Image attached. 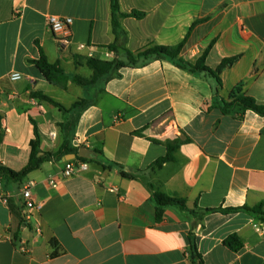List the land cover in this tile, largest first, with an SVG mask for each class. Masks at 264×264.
I'll list each match as a JSON object with an SVG mask.
<instances>
[{"label": "crops", "instance_id": "0c3cea01", "mask_svg": "<svg viewBox=\"0 0 264 264\" xmlns=\"http://www.w3.org/2000/svg\"><path fill=\"white\" fill-rule=\"evenodd\" d=\"M119 4L123 13L144 14L121 20L123 46L133 53L175 46L198 21L181 58L194 64L214 43L209 67L237 60L221 73L222 86L167 60L127 67L88 91L72 80L52 85L30 62L42 52L70 77L92 75L76 65L75 56L126 60L123 47L110 49L116 41L111 0H0V166L20 171L28 164L35 125L43 152L67 147L97 153L87 171L68 179L62 178L65 156L43 163L22 183L5 181L10 199L8 204L0 199V264H193L191 232L206 264H264V225L254 214L201 211L264 204V117L221 109L235 91L264 104V0ZM49 16L73 19L67 48L49 29ZM13 72L23 79L12 82ZM32 91L66 109L82 99L94 103L83 112H63L32 98ZM177 138L184 143L174 160L152 169L167 155L164 143ZM113 164L136 178L123 177ZM28 185L41 208L26 221L21 191ZM157 190L186 199L197 215L168 207L157 220ZM232 234L243 242L238 252L224 244Z\"/></svg>", "mask_w": 264, "mask_h": 264}, {"label": "trees", "instance_id": "16d2710c", "mask_svg": "<svg viewBox=\"0 0 264 264\" xmlns=\"http://www.w3.org/2000/svg\"><path fill=\"white\" fill-rule=\"evenodd\" d=\"M111 9H112V27L113 32L116 37L115 44L110 46V49L118 51L119 47H123V50L126 53V60L115 59L113 61H103L94 58H83L80 56H75V63L78 66H86L92 71V75L90 77H85L82 75H73L70 77L67 75L63 67L60 63H51L47 56L42 52L41 57L38 60L30 61L35 67L39 70V72L43 75V77L52 85L65 86L69 80L84 90H91L96 88L97 86H103L104 83L118 78L121 76L120 71L127 67H138L145 66L148 63L154 60H167L173 63L179 69L185 70L192 74H204L209 78L214 79L217 82L218 86H222L220 75L229 65H232L237 58L226 59L221 62V64L215 69L209 67L207 65V58L214 46V43H211L208 49L203 53V55L196 61V63L192 64L184 61L181 58V53L188 42L189 36L196 26L197 22H195L188 30V33L184 40L175 46H152L141 50L139 52L133 53L130 50L126 49L123 45L126 43V33L121 25V20L127 17H135L142 18L144 16L143 13L132 12L129 14L121 12L119 0H111ZM32 98L39 99L42 101H46L59 110L63 112H83L87 108L93 105V100L91 99H82L76 102L70 109H66L60 103L45 95L40 91H32ZM222 111L225 114H236L243 116L247 111H253L264 117V104H259L254 98L241 93L240 91H235L230 101H224L222 105ZM75 120L72 119L68 122L64 128L66 132H69ZM137 134H141L137 133ZM3 137V133L1 130V118H0V141ZM184 143V140L179 138L173 141H167L164 144L167 147V155L159 160H157L153 165L152 169H156L161 167L164 163L174 160V153L179 148V146ZM31 152L29 157L28 164L20 171H15L6 167L0 166V176L4 178L5 181H11L14 183H22L23 180L32 172L38 170L41 165L47 161L52 159L61 160L65 156L70 154H76L79 150L77 149H69L67 147L63 148V150L57 153H47L43 152L41 149L40 136L38 133V128L35 125V139L30 143ZM81 161H89L88 159L79 158ZM112 166V165H111ZM110 166V167H111ZM113 166L118 167L121 170V174L125 178L135 179L136 175L132 173L125 172L123 168L117 164H113ZM153 199L157 205V220H161L163 217V213L165 209L168 207H177L181 211H190L193 214L197 215L196 210H189L187 205V200L169 196L161 191H155L153 194ZM247 211L254 214L261 224L264 225V204L260 203L255 205L254 207H242V208H233L222 210L218 209H206L201 210L202 214L209 213H231L238 211ZM190 239V254L192 257L193 264H206L202 254L199 252L196 236L193 232L189 235ZM56 244V243H54ZM224 244L234 252H238L243 248V242L239 238L237 234L230 235L225 241Z\"/></svg>", "mask_w": 264, "mask_h": 264}, {"label": "built area", "instance_id": "2783aa9c", "mask_svg": "<svg viewBox=\"0 0 264 264\" xmlns=\"http://www.w3.org/2000/svg\"><path fill=\"white\" fill-rule=\"evenodd\" d=\"M72 25L73 19L70 17L61 18L58 16H49L48 18V27L55 34V36H57L58 43L63 49L67 48L72 43ZM9 79L12 82H18L23 79V76L18 72H13L10 74ZM88 168L89 163L87 161L67 160L65 161L62 178L68 179L78 172L87 171ZM4 184L5 180L0 176V199L2 200V202L8 204L10 195L5 191ZM50 184L54 188L58 186V183L54 180H51ZM21 195L24 200V207L26 208V210H28L24 218L26 221H29L32 218L33 211L36 209H40L41 205L35 202L31 186H25L21 191ZM256 227L260 229L258 225ZM2 240L3 238L0 236V241ZM20 250L23 253L28 252L26 245H22L20 247Z\"/></svg>", "mask_w": 264, "mask_h": 264}, {"label": "water", "instance_id": "95a60500", "mask_svg": "<svg viewBox=\"0 0 264 264\" xmlns=\"http://www.w3.org/2000/svg\"><path fill=\"white\" fill-rule=\"evenodd\" d=\"M76 158L97 159V153L87 148H81L78 153L67 155L65 160H74Z\"/></svg>", "mask_w": 264, "mask_h": 264}]
</instances>
